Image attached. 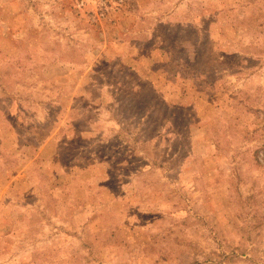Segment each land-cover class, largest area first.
Listing matches in <instances>:
<instances>
[{
	"label": "rangeland",
	"instance_id": "obj_1",
	"mask_svg": "<svg viewBox=\"0 0 264 264\" xmlns=\"http://www.w3.org/2000/svg\"><path fill=\"white\" fill-rule=\"evenodd\" d=\"M0 264H264V0H0Z\"/></svg>",
	"mask_w": 264,
	"mask_h": 264
}]
</instances>
